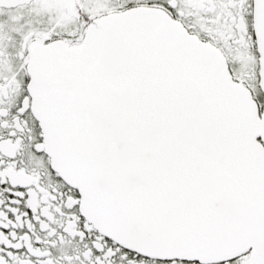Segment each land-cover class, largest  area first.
I'll use <instances>...</instances> for the list:
<instances>
[{
	"label": "snow or ice",
	"instance_id": "1",
	"mask_svg": "<svg viewBox=\"0 0 264 264\" xmlns=\"http://www.w3.org/2000/svg\"><path fill=\"white\" fill-rule=\"evenodd\" d=\"M0 264H264V0H0Z\"/></svg>",
	"mask_w": 264,
	"mask_h": 264
}]
</instances>
